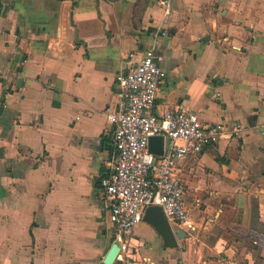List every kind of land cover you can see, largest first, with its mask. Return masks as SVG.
Wrapping results in <instances>:
<instances>
[{
    "label": "crops",
    "instance_id": "crops-1",
    "mask_svg": "<svg viewBox=\"0 0 264 264\" xmlns=\"http://www.w3.org/2000/svg\"><path fill=\"white\" fill-rule=\"evenodd\" d=\"M0 1V264H104V108L127 53L149 47L166 72L157 113L186 106L245 129L177 163L192 229L172 223L184 236L169 247L142 220L133 257L264 264V0Z\"/></svg>",
    "mask_w": 264,
    "mask_h": 264
},
{
    "label": "built area",
    "instance_id": "built-area-1",
    "mask_svg": "<svg viewBox=\"0 0 264 264\" xmlns=\"http://www.w3.org/2000/svg\"><path fill=\"white\" fill-rule=\"evenodd\" d=\"M161 3L168 12L166 0ZM162 59V53L152 47L141 53L128 52L124 70L115 75L117 102L104 108L112 126L115 154L98 185L101 209L113 229L112 241L119 246L115 258L119 264H146L133 257L131 240L149 205H159L171 224L192 229L177 163L207 145L239 136L245 129L241 122H204L186 106L157 113V93L166 75ZM257 129L264 137V121ZM153 135L164 138L159 155L148 148Z\"/></svg>",
    "mask_w": 264,
    "mask_h": 264
},
{
    "label": "water",
    "instance_id": "water-1",
    "mask_svg": "<svg viewBox=\"0 0 264 264\" xmlns=\"http://www.w3.org/2000/svg\"><path fill=\"white\" fill-rule=\"evenodd\" d=\"M2 8V3L0 1V12ZM164 138L162 135H153L149 137L148 148L154 154H161L163 151ZM142 220L151 225L155 231L162 238L163 244L165 246H175L177 244V238H182L184 236V231L182 228L174 230L172 224L165 217L161 207L159 205H149L144 209ZM119 246L113 241L106 252L103 263L104 264H114L116 255L118 253Z\"/></svg>",
    "mask_w": 264,
    "mask_h": 264
},
{
    "label": "rangeland",
    "instance_id": "rangeland-1",
    "mask_svg": "<svg viewBox=\"0 0 264 264\" xmlns=\"http://www.w3.org/2000/svg\"><path fill=\"white\" fill-rule=\"evenodd\" d=\"M107 222H108V223H107V226H108V225H110V223H109V221H108V220H107ZM141 224H143V223H141ZM138 228H139V227H138ZM138 228H136V230H137ZM105 231H106V230H105ZM103 232H104V230H103ZM101 233H102V232H101ZM102 234H103V233H102ZM139 244H140V243H139ZM139 244L137 245V249H138V247H140V245H139Z\"/></svg>",
    "mask_w": 264,
    "mask_h": 264
},
{
    "label": "trees",
    "instance_id": "trees-1",
    "mask_svg": "<svg viewBox=\"0 0 264 264\" xmlns=\"http://www.w3.org/2000/svg\"><path fill=\"white\" fill-rule=\"evenodd\" d=\"M114 264H119V262L116 261Z\"/></svg>",
    "mask_w": 264,
    "mask_h": 264
}]
</instances>
